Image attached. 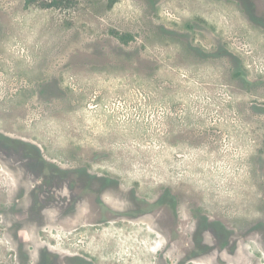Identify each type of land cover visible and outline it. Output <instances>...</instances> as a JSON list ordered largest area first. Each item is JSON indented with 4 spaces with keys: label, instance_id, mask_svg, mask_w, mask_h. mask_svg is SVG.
Segmentation results:
<instances>
[{
    "label": "rangeland",
    "instance_id": "obj_1",
    "mask_svg": "<svg viewBox=\"0 0 264 264\" xmlns=\"http://www.w3.org/2000/svg\"><path fill=\"white\" fill-rule=\"evenodd\" d=\"M263 15L0 0V264H264Z\"/></svg>",
    "mask_w": 264,
    "mask_h": 264
},
{
    "label": "flooded vegetation",
    "instance_id": "obj_2",
    "mask_svg": "<svg viewBox=\"0 0 264 264\" xmlns=\"http://www.w3.org/2000/svg\"><path fill=\"white\" fill-rule=\"evenodd\" d=\"M251 1L252 2H257V0H247V3L248 4H250L251 3ZM262 2H264V0H261ZM262 18H263V20H264V15L262 16ZM0 147H2V148H4V149H12V148H14V149H20V150H23L24 151V148L26 149V150H33L34 148H32V146H30V145H26L24 142H22V141H18V140H13L11 137H9V136H7V135H4V134H1L0 133ZM28 150V151H29ZM43 169H41V170H31L30 171V174H29V178H31V179H33L32 180V182H33V186H36V187H38V188H40L41 186H45V185H47L48 183H50V185H47V186H49L48 188H52V187H56V183L55 184H53V185H51L52 184V178H55L54 179V181H56V177L58 176V175H56L57 173H59V170L56 168V167H51V166H45V165H40ZM13 167V166H12ZM46 167V169H44ZM0 170H5L6 172H7V174H9L8 172H15V170H14V167H13V169H11V166L10 165H3V164H0ZM83 171L85 172V170L83 169ZM38 172H41V173H38ZM54 173H56V174H54ZM56 176V177H55ZM23 177V176H22ZM22 182V181H21ZM39 182H40V186H39ZM73 182H74V179H73ZM41 190V189H40ZM42 191V190H41ZM41 191H39L38 193L40 194V195H42L41 194ZM30 193V192H29ZM22 196H26V192H22V194H21ZM35 195H37V194H35ZM73 197V196H72ZM71 203H72V200H71ZM101 223V222H100ZM21 224L19 223V226H20ZM5 232V230H3V234H5L4 233ZM25 234L23 235V238H24V240L26 239L25 238ZM6 240V242L8 243V240L7 239H5ZM188 247H190V250L188 251V252H192V251H194V252H197V253H201V251H203V249H204V251H206V250H210V248H208L207 249V246L205 245V246H203L202 245V243H201V239H196V241H195V243H193V245H188ZM201 249V250H200ZM199 250V251H198ZM201 255V254H200ZM25 257V256H24ZM78 260H80L79 262H85V260L84 259H82V258H77ZM1 264H11V261L9 260V261H2L1 262Z\"/></svg>",
    "mask_w": 264,
    "mask_h": 264
},
{
    "label": "trees",
    "instance_id": "obj_3",
    "mask_svg": "<svg viewBox=\"0 0 264 264\" xmlns=\"http://www.w3.org/2000/svg\"><path fill=\"white\" fill-rule=\"evenodd\" d=\"M28 4H31L35 1L41 2V5L45 8H54V7H61V6H71L75 3L76 0H26ZM121 41L127 42L129 37H120ZM131 39V38H130Z\"/></svg>",
    "mask_w": 264,
    "mask_h": 264
}]
</instances>
